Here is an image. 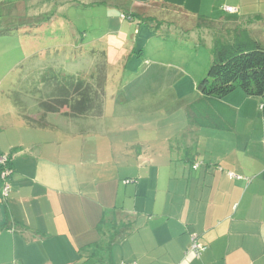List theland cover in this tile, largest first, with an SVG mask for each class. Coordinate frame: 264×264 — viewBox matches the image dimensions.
<instances>
[{"label":"crops","instance_id":"obj_1","mask_svg":"<svg viewBox=\"0 0 264 264\" xmlns=\"http://www.w3.org/2000/svg\"><path fill=\"white\" fill-rule=\"evenodd\" d=\"M147 1L151 0H0L3 17L19 18L23 27L34 21L23 35L0 38V57L13 44L24 45L28 53V40L58 35L64 20L71 23L72 9L110 6L122 19L123 4ZM158 1L209 19L208 28L193 32L202 31L203 39L195 40L201 45L214 43V37L209 38L214 28L227 32L243 26L256 39L253 28L264 29V0ZM226 7L236 11L228 13ZM49 15L51 21L45 22ZM70 28L77 34V28ZM172 31L180 34L178 29ZM113 33L125 36L121 28ZM257 40L264 44V38ZM79 43L76 38L65 46L68 53L60 57L62 66L76 67L81 56L93 58L91 49ZM28 57L27 62H17L21 64L14 80L10 73L2 77L9 86L6 109L0 115V155L12 149L18 154L12 162L9 196L0 201V226L17 221L25 228L0 232V264H99L94 245L108 243L109 236L101 224L114 220L123 228L110 248L111 264H264V98L233 93L225 99L238 112L233 132L196 130L195 136L179 140L174 150L169 139L159 152L154 140L144 136L134 141L112 139L104 118L105 102L99 116L85 113L65 124L52 122L41 108L25 114L17 100L12 102L16 89L24 95L28 90L22 83L34 78L32 73L40 79L44 74L43 62ZM50 64L60 66L56 61ZM36 68L38 72H29ZM151 70L143 80L148 98L175 82L167 77L168 71ZM34 82L43 85L39 79ZM22 114L45 122L31 127ZM146 114L155 115V110L146 109ZM178 114L177 127L169 122L177 114L167 119L168 135L187 127L186 112ZM137 117L131 120L133 133L154 135L157 127L134 123ZM193 237L204 248L200 257L191 251Z\"/></svg>","mask_w":264,"mask_h":264},{"label":"rangeland","instance_id":"obj_2","mask_svg":"<svg viewBox=\"0 0 264 264\" xmlns=\"http://www.w3.org/2000/svg\"><path fill=\"white\" fill-rule=\"evenodd\" d=\"M68 18L73 28H77L81 35H85L84 44L88 46V49H91L90 54L93 57V63L92 59L90 60L85 55L78 58L83 59L80 64L77 63L78 61L76 62V67L67 64L62 66L64 61L60 60V57L68 53L63 40L59 36H49L44 31L42 33L46 35L39 36L36 41L28 40V44H26L28 53L24 45L16 44L18 46L16 47L13 44L10 46L9 53L5 52L0 57V115H3L6 109L4 96L9 86L8 82L3 83L2 77H6L10 73L9 79L14 80L13 76L18 75V70H20L18 68L21 64L17 62L21 59L27 62L28 56L31 55L33 60L38 58L43 62V67L40 70L44 73H55L63 83L52 78L48 73L44 76L43 85H40L34 82L40 79L39 74L32 73L38 72L39 68L29 71L34 78H29L21 86L28 92L22 95V90L17 87L16 97L12 100V102L17 100L25 111L37 108L44 110L42 107L44 102L50 103L56 110L60 106L54 98L62 95L71 97L77 94L84 95L91 101L90 108L86 113L88 115L92 113L93 116H99L105 102L107 110L104 107V118L106 124L111 128L110 136L113 137L112 139L134 141L136 136H144L146 139L148 138L147 140H154L156 151L161 152L160 150H164L165 146L169 145V139L173 143L174 150L179 140L186 141V135L190 138L197 134L195 129L188 132V122L182 133L168 135L170 132L166 130L169 122L176 127L180 125L178 124V112L185 113L188 106L199 100L200 94L197 87L206 76L212 62L213 40L210 42L208 40L201 46L195 45V43L198 44V41H195L196 38L203 39L202 31H199L200 36L198 33H193L191 38L189 36L179 37L165 31L167 37L164 39L163 34L165 33L163 31H159L157 35L156 30L154 29V31L148 24L137 25L128 20L124 21L121 19L118 9L110 8V6H99L89 11L72 9L68 13ZM120 28L125 36L113 33ZM253 29L256 30L255 33L258 38H264L263 27ZM60 31L70 33L68 25L62 26ZM211 33L209 38L224 34L215 28ZM15 52L18 53V56ZM106 52L108 57H106ZM78 54H82L81 51ZM115 54L116 58L114 57ZM55 61L60 65L59 67L50 64L55 63ZM25 66V69L30 67L28 64ZM152 67L168 71L167 77L172 78L171 81L175 82L164 85L155 92L153 98H148L149 95H145L147 85L143 83V80L150 75ZM64 77L69 78L65 79ZM70 78L86 82L83 88L81 87L75 92V85L70 83ZM15 84L19 86L18 81ZM41 86L43 90H35ZM143 87L144 89H142ZM148 105L155 108H147ZM146 109L155 110V115H143L146 113ZM123 111L130 115L141 111V114L137 115L139 117L133 115L127 117ZM43 112L46 114L45 111ZM173 114L177 115L172 117ZM48 117L54 123L65 124L71 121L68 118H76L77 116L69 108H62L54 114L50 113L49 115L48 113ZM134 117H137L134 123H138L139 120L143 124L146 122L154 124L157 127L155 134L152 135L147 132L136 134L137 131L133 133L131 120ZM170 117H172V121L168 122L167 119ZM1 137L4 139L3 135Z\"/></svg>","mask_w":264,"mask_h":264},{"label":"trees","instance_id":"obj_3","mask_svg":"<svg viewBox=\"0 0 264 264\" xmlns=\"http://www.w3.org/2000/svg\"><path fill=\"white\" fill-rule=\"evenodd\" d=\"M123 5L122 20H128L137 23V25L148 24L153 30H156L157 35L159 31L175 34L172 31L174 28L180 31V34H176L179 37L189 36L190 38L191 33L195 30H202L204 26L207 28L210 26L208 18L192 14L184 8L163 1L151 0L141 4ZM51 16L49 15L45 22H50ZM19 21V18L11 19L0 15V38L14 34L23 35L24 32L22 31L25 28H32L34 24V21H30L26 23L27 27H23L25 23L19 24ZM64 22H68L67 24L64 23V26L68 25L70 33L60 31L58 35L52 37L59 36L65 46L71 41L75 42V39L78 38L82 47L85 43V35H81L79 30H77V34H73V30L70 28L73 27L71 23L68 20H64ZM163 36L166 39L167 34L165 33ZM201 44L199 41L198 44L195 43L198 46ZM48 73H44L41 76L43 78L39 80L44 81V76ZM49 74L52 78L60 81L55 73ZM85 82L70 78V83L75 85V92L81 87L83 88ZM197 90L200 94L199 100L186 109L188 132L194 129L233 132L236 128L238 112L236 108L229 106L225 99L237 91L243 92L248 97L264 98V44L259 42L251 31L243 26L224 32L221 36L216 35L212 50V62L206 76L199 82ZM54 100L59 104V109L55 110L50 103L44 102L42 107L46 114L56 113L62 108H69L75 116L79 117L87 113L91 105L88 97L77 94L71 97L62 95L54 98ZM20 108L21 111L28 114V111H25L23 107ZM25 114H22L23 119L31 127L44 121L42 117L37 119ZM17 154V149H12L9 153L0 156V201L6 200L9 196L8 194L4 197L3 191L7 186L10 188L8 181L13 173L12 162ZM2 157H6V162L1 161ZM5 173L9 175L4 176ZM262 178L264 179V172ZM128 182L130 181H126V183ZM118 222L114 220L101 224V229L107 230L109 236L108 243L94 245L97 250L94 256L99 264H111L109 261L110 248L120 238L123 228V226L122 228L118 226ZM18 228H25V225L17 221H8L5 225L0 226V232Z\"/></svg>","mask_w":264,"mask_h":264},{"label":"built area","instance_id":"obj_4","mask_svg":"<svg viewBox=\"0 0 264 264\" xmlns=\"http://www.w3.org/2000/svg\"><path fill=\"white\" fill-rule=\"evenodd\" d=\"M225 10H226L228 13H234V12L236 11V10H235L234 8H232V7H226ZM1 161H2V162H6V157H2V158H1ZM8 175H9L8 173H5L4 176H8ZM229 176H230L231 178H235V177H237V176H235L233 173H229ZM9 191H10V188H9V186H7V187L4 189V191H3V195H4V197L8 196ZM191 251H192V252H195V253L197 254L198 257H200V255H201L200 253L204 251V248H203L201 245H199V242H198V240H197V237H193V239H192Z\"/></svg>","mask_w":264,"mask_h":264}]
</instances>
